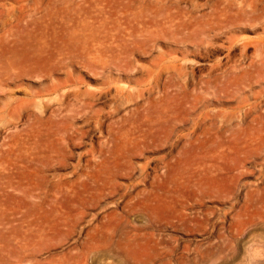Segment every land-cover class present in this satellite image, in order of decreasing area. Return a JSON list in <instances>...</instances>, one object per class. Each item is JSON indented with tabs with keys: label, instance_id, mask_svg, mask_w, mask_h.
<instances>
[{
	"label": "rangeland",
	"instance_id": "1",
	"mask_svg": "<svg viewBox=\"0 0 264 264\" xmlns=\"http://www.w3.org/2000/svg\"><path fill=\"white\" fill-rule=\"evenodd\" d=\"M0 264H264V0H0Z\"/></svg>",
	"mask_w": 264,
	"mask_h": 264
}]
</instances>
